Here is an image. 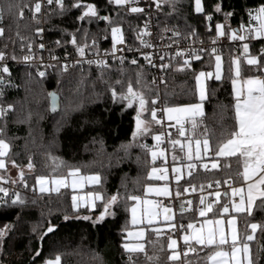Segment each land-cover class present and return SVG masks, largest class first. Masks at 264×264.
I'll return each mask as SVG.
<instances>
[{
	"label": "trees",
	"instance_id": "16d2710c",
	"mask_svg": "<svg viewBox=\"0 0 264 264\" xmlns=\"http://www.w3.org/2000/svg\"><path fill=\"white\" fill-rule=\"evenodd\" d=\"M42 1L13 0L23 8L21 18L19 7L9 13V0H0L5 7L0 21V28L4 30L0 35L3 56L0 60L9 63L0 66V72L7 75L0 80V106L7 108L0 118V139L9 142L7 167L0 171V188L7 192V195L0 192V228L5 230L0 238V264H47L57 256L60 264H182V259L169 260L172 251L168 243L173 234L166 231H159L157 235V230L149 229L143 253H130L124 247L130 229V207L134 203L127 197L143 196L148 186L161 183L149 179L151 153L141 145L154 148L153 137L162 132V127L150 122L149 133L134 137L139 103L133 101L129 106V101L122 97L127 95L131 83L134 91L143 94L149 102L146 105L149 110L160 100L165 107L199 103L196 76L201 70L213 68L215 54L222 53L223 76L220 80H208L204 115L197 118L201 121L197 133L206 135L215 149L234 124L232 61L235 46L209 51L187 65L179 58H170L165 67L166 80L160 87L155 84L146 60L110 66L61 65L55 72L41 76L33 67L20 68L14 64L26 56L30 46L34 55L44 56L41 41L52 50L60 45L62 48H92L98 43L104 47L112 40V29L119 28L129 43L137 45L145 34V17L128 14L114 0H62V6L55 0L44 6ZM36 2L41 3L39 13L34 10ZM86 5H92L96 15L80 19L87 11ZM261 6L264 0H201L202 10L197 12L195 0H168L159 4L156 13L164 26L179 27L186 35L208 38L217 32L218 24H223L226 35L244 34L241 25L255 28L258 22L252 16ZM246 40H250L251 54L264 62L261 55L264 38L253 40L250 34ZM241 72L244 77L264 74V70L247 63H243ZM52 94L59 97V107L54 112ZM152 100H156L155 105L151 104ZM140 118L151 121L147 111L141 113ZM176 133L177 130L172 133V139L183 141ZM191 134L189 131L188 135ZM170 149L172 153L171 145ZM211 153L214 159V152ZM155 162L161 165L163 160L158 157ZM193 162L198 165L194 176L185 174L174 191L182 193L189 185H203L208 192L212 187H208L209 184L225 189L224 181L234 177L237 169L235 159L220 158L219 167L209 173L205 172L201 161ZM11 163L30 170L19 183L24 188L11 187L8 169ZM228 163H231L230 168L225 167ZM74 169L82 174L101 175V184L85 189L88 194L102 197L95 199V207L74 210L69 190L37 191L39 176H68ZM112 196H117V201L105 211ZM15 200L18 202L13 203ZM256 203L252 215H238L239 231L243 238L251 233L249 224L262 226L250 244L254 264H264V207L259 206V201ZM190 214V221L198 220L195 212ZM49 227L55 229L47 234ZM194 247L197 251L183 255V264H208L211 249ZM180 249L187 251L184 243L180 244Z\"/></svg>",
	"mask_w": 264,
	"mask_h": 264
},
{
	"label": "snow or ice",
	"instance_id": "6c2138e0",
	"mask_svg": "<svg viewBox=\"0 0 264 264\" xmlns=\"http://www.w3.org/2000/svg\"><path fill=\"white\" fill-rule=\"evenodd\" d=\"M54 0H47V3L52 4ZM57 4L62 6V0H55ZM117 5H125L134 3V0H114ZM196 11H201V0H195ZM77 7L81 5L77 4ZM19 5L14 3L13 0H9L7 4V11L11 13L14 8H18ZM24 7H27L25 5ZM87 11L84 12L83 16L80 19H84L86 16H95L96 11L92 5H86ZM34 10L36 13H39L41 10V3L36 2L34 4ZM130 11L133 13L141 12L142 9L138 7H131ZM219 11V8H217ZM5 12V7L0 4V21L3 19ZM23 8L19 7V16L23 17ZM252 14L250 13V16ZM211 19V17H208ZM102 19H108L103 17ZM254 21H257V26L255 28L245 27L241 25V32L244 34H239L237 32H232L231 39L245 41L248 39L250 34L254 33V38L264 37V6H261L254 16H252ZM217 32L219 35L223 36L225 33L223 31V25H217ZM3 29L0 28V35H3ZM119 28L112 29V35L114 44L123 43V37L120 35ZM73 43L75 41L73 40ZM83 48L80 49L81 54H83ZM215 52V49H213ZM243 52L245 56H248L249 45L248 43L243 44ZM177 55H183V53H177ZM261 55L264 56V50H262ZM3 56L0 54V59ZM199 59V57H196ZM25 59H28L27 57ZM145 59L150 60L149 57ZM91 63V62H90ZM133 64L136 63L135 60L132 61ZM246 63L250 66H256L257 68L264 70V62H262L257 57H249L246 60ZM184 64L187 65L188 61L185 60ZM232 64L235 66L234 76L232 77L233 85V94H234V124L228 130L226 138L222 139L215 149L210 146L209 139L204 134H198L197 129L201 123L198 120V117H203L204 113L202 110L203 102L207 99V91L203 84V78L206 76L211 78L213 73H204L201 72L196 76V81L199 86V103H192L186 106H176L168 107L164 111L167 116V120L174 121V124H170L169 127H176L177 136L183 137L181 139H172V133L157 134L153 137L156 141L154 148H148V145H141V147L146 148L151 153L152 161L155 162L158 157H165V151L159 148V145L164 142V135H167L169 143L172 148V162L176 164L179 162L183 168L187 169V175L193 177L196 172L198 165L193 161H202L203 156H207L209 152H214V157L219 158H228L229 160L235 159L237 164V169L235 171L234 177H229V180L233 182L239 181L240 187H232L229 183V180H225V184H229L231 188V195L229 196L228 192L223 193L225 197L229 198L230 203H224L221 205V208L218 211H214L213 202H207L206 198L201 197L199 204L201 207L198 208L199 217L204 218L202 221L189 222L187 225H177L175 223H169V230H175L177 227L184 230L186 233L183 235L182 240L184 245L187 247V251L183 252V255L186 257L188 252H195L197 248L193 246H200L204 249H211L207 256V261L210 264H254L252 250L248 242L255 239L254 233L258 228H261V225L256 223H251L248 225L251 229V234H245L243 239H241L237 227H236V218L227 219V225L230 231L226 232L225 230V220L222 217L225 214L230 212L235 213H247V215H252V210L257 206V201H259V206L264 207V76H253L242 78L241 77V60L236 58L232 61ZM5 72L7 68L3 69ZM183 70V69H179ZM41 76L44 73H40ZM215 79H221V58L216 56V71ZM119 83V81H118ZM53 95V110H55V97ZM115 95V92H113ZM122 99H127L129 101V106L133 101H138L139 103V112L136 119V132L133 134L134 137L145 135L150 132L149 123L155 122L156 124H161L162 120L157 119V109L152 108L148 109L146 105L149 103L143 96V94H138L134 91L133 86L129 83L127 88V95L123 96ZM156 100H152L151 104L155 105ZM149 112L151 121L144 120L140 118V114L143 112ZM2 110H0V115H2ZM191 131V136L188 135V132ZM207 129H205V132ZM8 144H6L2 139H0V157L7 155ZM166 159V157H165ZM187 161V163H184ZM205 170H209V165L203 163L201 165ZM5 163L3 159H0V168H4ZM31 167V165H29ZM219 167V161L216 160L211 164L212 169H217ZM225 167H231V163L225 165ZM168 171L167 167H153L149 175V179H157L162 181H168ZM171 171L176 174L177 183L183 176L182 167H172ZM80 170L74 169L68 173L67 177H54L51 180V183L56 185V190L59 191V187H68V177H72L71 187L75 190L77 187H83V182L87 181L89 183H100V177L98 175L93 176H80ZM23 176V173H21ZM38 183L41 185L40 191L44 192L47 189L44 185L48 184L49 181L41 177L38 180ZM217 185L220 184V181L215 182ZM212 185L209 184L208 187ZM200 190H203V185H200ZM196 191V186L191 185L190 188H185L184 191ZM0 192H4L7 195L5 189L0 188ZM155 193L158 196H169L170 189L165 184L163 187H152L148 186L145 189V195ZM176 195L179 196L180 192L177 191ZM216 200L215 203L219 204L221 199V193L219 191L214 193ZM89 197L94 199H101L102 197L99 194L89 193ZM239 197V202H235L233 198ZM117 196H112L108 203L105 205V211L107 208L115 204L117 201ZM80 199L83 200L85 197H77L73 195V206L77 207L76 201ZM128 200L133 201V205L130 209L132 214V224L136 225L138 223H143L145 220L148 225H152L157 218L161 215L160 209L163 208L164 221L170 222L173 220L172 210L169 207L159 205L153 200L142 198L140 196L131 195L127 197ZM18 200L13 201L17 203ZM191 201H186L181 204V210L185 208L192 211ZM209 213L213 214V218H208ZM88 217H85L87 219ZM199 223V227H197ZM53 227L48 228V232H52ZM3 234V230H0V235ZM160 232L157 230V235ZM129 236L134 235L129 232ZM137 237L142 238L144 232L140 231L135 233ZM168 248L172 250V254L169 256V260L176 261L181 257V253L177 251L178 242L176 239L169 237ZM126 251L130 253H143L145 252V247L143 244H136L130 246L129 244L124 245ZM151 259V257H149ZM47 264H60V257L57 256L55 261H48Z\"/></svg>",
	"mask_w": 264,
	"mask_h": 264
},
{
	"label": "built area",
	"instance_id": "2783aa9c",
	"mask_svg": "<svg viewBox=\"0 0 264 264\" xmlns=\"http://www.w3.org/2000/svg\"><path fill=\"white\" fill-rule=\"evenodd\" d=\"M42 4L44 6L49 5L47 0H43ZM158 6L159 4L156 0H134V3L123 5L124 10L128 14L143 15L145 17V34L141 42L137 45L129 43L124 37L123 43L114 44V41L111 40V42L104 47L99 46V44L96 43L92 48L84 46L62 48L60 44H57V46L60 45V48L52 50L44 41H41L40 46L42 50L46 52L44 56L40 57L34 55L35 53L32 52L33 48L30 46L28 47V53L26 56L15 61L14 64L20 68L33 67L40 75V73H53L55 72L56 67L61 65L64 67H70L73 65L110 66L113 63L123 64L126 62H132L133 60L136 62L146 60L153 73L155 84L160 87L166 80L165 67L170 58H179L183 63L187 60L189 63L204 53L213 51V49H215V51H221L224 47L231 44L235 46L233 58L242 57L243 44L246 41L238 39L233 40L231 39V35L224 34L221 36L218 32L208 38L186 35L179 27L170 25L164 26L161 24V21L156 13ZM131 7H138L143 11L133 13L130 11ZM106 41L107 40L105 38L103 42L105 43ZM81 48L84 50L83 54L80 52ZM177 53H183V55H177ZM146 56L149 57L150 60L145 59ZM26 57L28 59H25ZM8 64L9 63L7 61L0 60V66H6ZM6 76L7 75L3 71L0 72V80L6 79ZM155 109H157L158 119L162 120V123L160 124L162 132L160 134L174 133L177 130L176 127H169V125L174 124L175 122L166 119L164 111L165 105L161 100L155 105ZM0 110H2L3 113L0 115L1 118L7 111V108L0 106ZM163 139L164 142L159 145V148L168 154V160L170 162V138L167 135H164ZM207 158L208 160L213 159V154L211 152L208 153ZM151 165L157 168L161 167V165L157 162H151ZM169 170L171 184L173 186L171 163H169ZM210 170H212L211 165H209V170H205V172L209 173ZM18 188L24 187L19 184ZM216 189H218V187L213 185L207 193H212ZM178 199L179 198L176 196L174 188L172 187L171 196L155 197L153 201L162 206H173L175 217L174 223L177 225H186L179 219L177 211ZM210 202L214 203V199H210ZM0 230H3V234L0 235L1 238L4 236L5 230L1 228ZM169 233L178 236L181 244V235L184 233L183 229L177 227L175 230L168 231L167 234ZM181 259L183 264V255L181 256Z\"/></svg>",
	"mask_w": 264,
	"mask_h": 264
},
{
	"label": "rangeland",
	"instance_id": "374dc122",
	"mask_svg": "<svg viewBox=\"0 0 264 264\" xmlns=\"http://www.w3.org/2000/svg\"><path fill=\"white\" fill-rule=\"evenodd\" d=\"M166 1H168V0H156V2L158 3V4H163L164 2H166ZM116 4V3H115ZM117 5V4H116ZM121 6H123V5H121ZM120 35H122V37H123V39H124V36H123V34H122V32L120 31ZM261 38H264V37H261ZM257 38H254V33H253V40H256ZM259 39V38H258ZM112 40H113V35H112ZM114 41V40H113ZM249 41L250 40H246V42L245 43H248V45H249V52H248V56H245V54H244V52H243V49H242V57L241 58H239L240 60H241V66L243 65V63H246V60H247V58H249V57H256L255 55H253V54H251V51H250V44H249ZM216 56H219L220 58H221V77L223 76V64H224V58H223V55H222V53H216L215 54V56H214V64H213V68H211V69H208V70H201V71H199L198 72V74L197 75H199V73H201V72H204V73H213V76L211 77V78H208L207 76L205 77V78H203V84H204V86H205V88H206V91H207V84H208V80H211V79H215V71H216ZM234 59H236V58H234ZM233 59V60H234ZM234 69H235V66L233 65V76H234ZM253 76H264V74H262V75H253ZM253 76H248V77H253ZM241 77L242 78H247V77H244L243 75H242V72H241ZM196 87H197V94H198V100H199V86H198V84H197V81H196ZM198 102H200V101H198ZM184 106H186V105H184ZM168 107H176V106H169V105H166V107H165V109L166 108H168ZM202 110H204V102H203V107H202ZM165 117H166V119H167V116H166V113H165ZM6 144H8V146H9V142L7 141V140H3ZM155 143H156V141H155ZM211 146V145H210ZM8 151H9V147H8V150H7V154H8ZM7 156V155H6ZM6 156H4V157H0V159H3V161H4V163H5V167L4 168H0V171H4V170H6V167H7V161H6ZM171 156V149H170V154H169V157ZM165 157H166V159H165ZM165 157H161L162 158V160H163V163H161V167H167L168 169H169V160H168V154L165 152ZM205 158H207V156H203V159H205ZM158 159V158H157ZM202 159V161H201V164H203V163H207L208 165H211L213 162H215L216 161V159L215 160H213V161H206V160H203ZM153 162V161H152ZM197 162H200V161H197ZM194 163H196V162H194ZM197 164V163H196ZM172 166L173 167H182V169H183V176H182V179H183V177H184V175H185V173L187 174V169L186 168H183V166L179 163V162H177L176 164H172ZM154 166H152V168H153ZM9 180H10V184H11V187H13V188H18V186H19V183L24 179V176H26L29 172H30V170L27 168V167H24V168H19V167H17L14 163H11L10 165H9ZM184 169H185V171H184ZM152 170V169H151ZM21 173H23V176H21ZM150 173H151V171H150ZM173 173V172H172ZM80 174V176H93V175H98L99 177H100V183H98V184H96V183H89V182H87V181H84L83 182V187H77L75 190H73L72 189V187H71V180H72V177H68V184H69V186L68 187H59V191H57L56 190V188H57V186L56 185H54V184H52L51 183V180L54 178V177H49V176H39L37 179H36V189H37V191L39 192V193H59V192H62V191H65V190H69L70 192H71V199H72V197H73V195H75V196H77V197H85V199H83V200H80V199H78L77 201H76V205H77V207H75L74 208V206H73V200H72V208L74 209V210H76V211H78L80 208H93V207H95V199L93 198V197H89L88 196V193L85 191V189L87 188V186H93V185H99V184H101V182H102V177H101V175L100 174H97V173H92V174H82L81 172L79 173ZM168 176H169V179H170V170L168 171ZM173 176L175 177V180H176V174L175 173H173ZM188 176V175H187ZM41 177H44V178H46L48 181H49V183L48 184H46V185H44V187L47 189L46 191H44V192H41L40 191V188H41V185L38 183V180H39V178H41ZM55 177H67V176H65V175H58V176H55ZM168 179V181H162V180H159L160 182H163V184L164 183H168L170 180ZM177 182V181H176ZM10 187V188H11ZM182 194H183V192L181 193L180 192V195L178 196V198L180 197V196H182ZM140 197H142V198H147V199H150V200H153V198L152 197H150V196H147V195H143V196H140ZM210 197V196H209ZM216 198V197H215ZM222 201H223V199H222V193H221V199H220V203L219 204H221L222 203ZM214 203H215V201H214ZM213 203V204H214ZM219 204H216L215 203V205H219ZM133 205V204H132ZM132 205H131V207H132ZM131 207H130V209H131ZM166 207H169V208H171V210H172V215H173V217H174V208H173V206H166ZM160 212H161V215L157 218V220L152 224V225H148L147 224V221L145 220L143 223H138V224H136V225H133L132 224V222H131V220H132V214H131V211H130V218H129V224H130V229H129V231H128V233L129 232H131V233H133L134 235H132V236H129L128 235V233H127V241H126V243L125 244H129L130 246H134V245H136V244H143L144 245V247H145V239H146V237H147V234H148V230L149 229H154V230H159V231H163V232H168L169 231V223H171L173 220H174V218H173V220L172 221H170V222H165L164 221V214H163V208H161L160 209ZM212 213H209V216H208V218H213V216L211 215ZM198 218H199V220L198 221H202L204 218H202V217H199V215H198ZM215 218H222V219H224L225 220V225H224V227H225V230H226V232H227V227H228V225H227V219L225 218V217H215ZM236 221H237V219H236ZM192 222H196V220L195 221H192ZM197 227H199V223H197ZM236 227H237V223H236ZM229 230V229H228ZM237 230H238V228H237ZM140 231H143L144 232V236L142 237V238H140V237H137L136 235H135V233H138V232H140ZM238 233H239V231H238ZM186 233L184 232V233H182V237H183V235H185ZM251 234V233H250ZM256 235V232L254 233V236ZM172 239H176L177 240V242H178V247H177V251H179L180 253H181V256L183 255V251L180 249V240H179V238H178V236H176V235H172V236H170ZM242 239V238H241ZM170 242V241H169ZM181 242H183V240L181 241ZM184 243V242H183ZM249 244H250V242H248ZM250 247H251V244H250ZM172 251V250H171ZM171 254H172V252H171ZM179 260H181V257H180V259ZM51 261H55V259L54 260H51Z\"/></svg>",
	"mask_w": 264,
	"mask_h": 264
},
{
	"label": "crops",
	"instance_id": "0c3cea01",
	"mask_svg": "<svg viewBox=\"0 0 264 264\" xmlns=\"http://www.w3.org/2000/svg\"><path fill=\"white\" fill-rule=\"evenodd\" d=\"M259 39H263V38H259ZM210 153V152H209ZM172 154V153H171ZM220 160V158L219 157H215L214 159H211V160H207L208 162L209 161H213V160ZM170 163H171V169H172V164H173V162H172V160H171V156H170ZM160 168V167H159ZM184 171H185V169H184ZM172 172V171H171ZM186 174V173H185ZM172 176H173V173H172ZM169 177V176H168ZM184 177H185V175H184ZM184 177H183V179H184ZM183 179L181 178L180 179V181L177 183L176 182V180H175V177L173 176V186H172V184H171V179H169L170 181L168 182V183H164L163 184V182H161V183H159V184H156V185H153L152 187H163L165 184H167V186L169 187V189H170V193L172 194V187L175 189V187L176 186H178L179 185V183H181L182 181H183ZM229 183L232 185V187H240L241 186V184L239 183V184H234V183H231L230 181H229ZM190 186L191 185H189L188 187H186V188H190ZM196 186V191H188V192H185V191H183V194H182V196H180L179 197V199H178V202H177V211H178V215H179V219L181 220V218H183V220H181L183 223H185L186 225H187V223H189L190 222V217H192V214H190V212L192 213V212H195L196 213V215L198 216V208L199 207H201V205L199 204V201H200V198L201 197H205L206 198V203L207 202H210V199H209V196H211L212 198L211 199H214V201L216 200V198H215V195H214V193L215 192H217V191H219L220 193H222V199H223V201H222V203L221 204H219V205H215V203H214V210L216 209V208H221V205L222 204H224V203H230V201H229V198L228 197H225L224 195H223V193H225V192H228L229 193V196L231 195V188L229 187V184H227L226 185V187H225V189H222V187H218V189H216L214 192H212V193H207L205 190V188L203 187V190L201 191L200 190V185H195ZM213 186V185H212ZM171 194L169 195V196H171ZM175 194H176V191H175ZM145 195V194H144ZM147 196H150V197H152L153 199L155 198V197H165V196H158V195H156L155 193H150V194H147ZM169 196H167V197H169ZM177 196V195H176ZM178 197V196H177ZM234 200H235V202H239V197H235V198H233ZM186 201H191L192 202V204H191V208L193 209L192 211H189V210H187V208H185L183 211L181 210V204H183V203H185ZM165 206H168V205H165ZM170 206V205H169ZM194 206H195V208H194ZM240 213H235V212H232L231 211V209H230V212L228 213V214H225L223 217H225L226 219H230V218H233V217H235L236 219H237V228H238V231H239V221H238V215H239ZM198 220H199V218H198ZM198 220H196V221H198ZM192 222V221H191ZM171 223H174V220L171 222ZM229 229V227H227V232L228 231H230V229ZM239 235H240V231H239ZM240 237H241V235H240ZM242 238V237H241ZM243 239V238H242ZM181 241H182V236H181ZM181 243H183V242H181ZM193 246H194V244H193ZM208 264H210V262H208Z\"/></svg>",
	"mask_w": 264,
	"mask_h": 264
},
{
	"label": "water",
	"instance_id": "95a60500",
	"mask_svg": "<svg viewBox=\"0 0 264 264\" xmlns=\"http://www.w3.org/2000/svg\"><path fill=\"white\" fill-rule=\"evenodd\" d=\"M55 97V110L58 109L59 107V97L57 94H54ZM51 110L54 112L55 110H53V95H51ZM54 228V227H53ZM55 229V228H54ZM47 234L51 233V232H46Z\"/></svg>",
	"mask_w": 264,
	"mask_h": 264
}]
</instances>
